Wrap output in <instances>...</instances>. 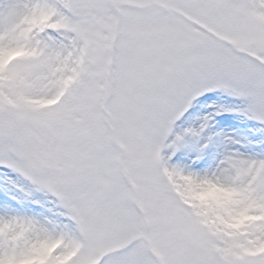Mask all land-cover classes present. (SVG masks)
Instances as JSON below:
<instances>
[{
	"label": "snow or ice",
	"instance_id": "snow-or-ice-1",
	"mask_svg": "<svg viewBox=\"0 0 264 264\" xmlns=\"http://www.w3.org/2000/svg\"><path fill=\"white\" fill-rule=\"evenodd\" d=\"M0 264H264V0H0Z\"/></svg>",
	"mask_w": 264,
	"mask_h": 264
},
{
	"label": "rangeland",
	"instance_id": "rangeland-1",
	"mask_svg": "<svg viewBox=\"0 0 264 264\" xmlns=\"http://www.w3.org/2000/svg\"><path fill=\"white\" fill-rule=\"evenodd\" d=\"M233 120L234 121H236V122H244V121H242V120H240L239 118H235V117H233ZM245 123V128H240V127H235V122H234V127H232V128H230V129H228L227 130V128H224L223 130L225 131V130H227V131H231L232 129H236V128H238L239 129V131H237V132H240V131H247L246 129H247V127H251V122H244Z\"/></svg>",
	"mask_w": 264,
	"mask_h": 264
}]
</instances>
